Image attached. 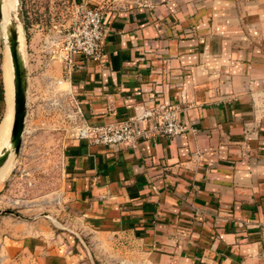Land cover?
Listing matches in <instances>:
<instances>
[{
  "label": "crops",
  "instance_id": "0c3cea01",
  "mask_svg": "<svg viewBox=\"0 0 264 264\" xmlns=\"http://www.w3.org/2000/svg\"><path fill=\"white\" fill-rule=\"evenodd\" d=\"M76 2L102 7L108 31L100 60L65 67L80 126L174 106L188 130L120 146L71 137L61 210L94 257L54 224L3 218L0 264H261L264 0ZM5 51L0 35V133Z\"/></svg>",
  "mask_w": 264,
  "mask_h": 264
},
{
  "label": "rangeland",
  "instance_id": "374dc122",
  "mask_svg": "<svg viewBox=\"0 0 264 264\" xmlns=\"http://www.w3.org/2000/svg\"><path fill=\"white\" fill-rule=\"evenodd\" d=\"M82 8L76 0H20L27 112L20 152H13L0 169L8 165L0 182V211L19 217L0 214V220L46 221L57 232L78 236L90 249L81 231L66 226L61 210L65 147L81 127L70 90L63 84L67 70L61 56Z\"/></svg>",
  "mask_w": 264,
  "mask_h": 264
},
{
  "label": "built area",
  "instance_id": "2783aa9c",
  "mask_svg": "<svg viewBox=\"0 0 264 264\" xmlns=\"http://www.w3.org/2000/svg\"><path fill=\"white\" fill-rule=\"evenodd\" d=\"M79 11L78 20L65 37L61 56L68 71L72 69L76 57L100 60L102 44L108 32L103 22L105 11L102 7H83ZM147 119L149 124L145 126ZM187 130L174 106H162L134 120L97 126L81 125L77 137L96 145L120 146L134 145L160 135L174 138Z\"/></svg>",
  "mask_w": 264,
  "mask_h": 264
},
{
  "label": "water",
  "instance_id": "95a60500",
  "mask_svg": "<svg viewBox=\"0 0 264 264\" xmlns=\"http://www.w3.org/2000/svg\"><path fill=\"white\" fill-rule=\"evenodd\" d=\"M13 5L6 15V0H0V29L6 50L9 51L14 77V117L10 136V148L0 154V169L6 164L13 152L18 154L22 146L27 112L28 76L24 61V52L20 50L19 22L21 20L20 0H12ZM23 25V24H22ZM0 214H12L11 211H0Z\"/></svg>",
  "mask_w": 264,
  "mask_h": 264
},
{
  "label": "bare ground",
  "instance_id": "6f19581e",
  "mask_svg": "<svg viewBox=\"0 0 264 264\" xmlns=\"http://www.w3.org/2000/svg\"><path fill=\"white\" fill-rule=\"evenodd\" d=\"M13 5L12 0H6V4L4 6L6 15L9 12V8ZM19 39H20V50L23 52L24 46V34H23V25L21 21L19 22ZM8 52V51H7ZM4 61V78H5V85L7 90V96L9 101V108L8 113L5 117L4 125L2 127L0 133V154L7 148H10V136H11V129L13 125V117H14V77H13V68L11 63V57L9 52L5 56ZM8 171V165H6L0 171V180H2Z\"/></svg>",
  "mask_w": 264,
  "mask_h": 264
}]
</instances>
